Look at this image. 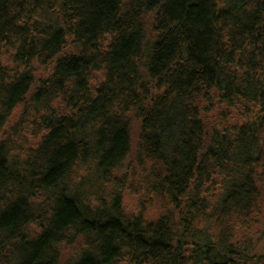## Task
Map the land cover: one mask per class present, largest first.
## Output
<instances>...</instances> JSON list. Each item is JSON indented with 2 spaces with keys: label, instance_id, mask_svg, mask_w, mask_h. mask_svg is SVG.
I'll return each instance as SVG.
<instances>
[{
  "label": "trees",
  "instance_id": "16d2710c",
  "mask_svg": "<svg viewBox=\"0 0 264 264\" xmlns=\"http://www.w3.org/2000/svg\"><path fill=\"white\" fill-rule=\"evenodd\" d=\"M263 239L264 0H0V264H264Z\"/></svg>",
  "mask_w": 264,
  "mask_h": 264
},
{
  "label": "rangeland",
  "instance_id": "374dc122",
  "mask_svg": "<svg viewBox=\"0 0 264 264\" xmlns=\"http://www.w3.org/2000/svg\"><path fill=\"white\" fill-rule=\"evenodd\" d=\"M137 130H134L133 132V138H134V144L136 143V140H137ZM133 147H135V145H133ZM140 162V163H139ZM143 162V159H141L139 161V158L136 157V152H132L131 155L129 156L128 160L126 161L125 163V167L123 168V174H125L126 170H127V174L129 175L128 177V182H131L133 180V178L135 177H139V172H146L144 171V169L146 167H148L147 165H141ZM133 185H135L133 183ZM129 198V197H127ZM126 202V205L128 206L129 209L132 208V206L130 205V202L129 201H125ZM257 244V242H256ZM261 246L263 245L264 246V239L261 241ZM73 253V251H70V250H65L62 254V258H61V263L65 264V261L67 260V258L69 256H71Z\"/></svg>",
  "mask_w": 264,
  "mask_h": 264
}]
</instances>
